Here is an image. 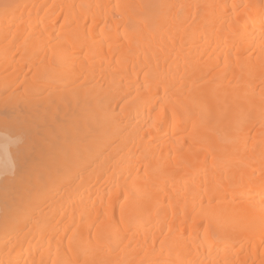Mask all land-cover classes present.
Here are the masks:
<instances>
[{
    "label": "bare ground",
    "instance_id": "1",
    "mask_svg": "<svg viewBox=\"0 0 264 264\" xmlns=\"http://www.w3.org/2000/svg\"><path fill=\"white\" fill-rule=\"evenodd\" d=\"M0 264H264V0H0Z\"/></svg>",
    "mask_w": 264,
    "mask_h": 264
}]
</instances>
